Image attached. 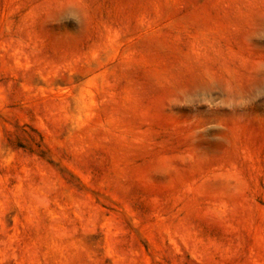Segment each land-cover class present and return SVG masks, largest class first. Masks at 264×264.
<instances>
[{
  "label": "rangeland",
  "instance_id": "1",
  "mask_svg": "<svg viewBox=\"0 0 264 264\" xmlns=\"http://www.w3.org/2000/svg\"><path fill=\"white\" fill-rule=\"evenodd\" d=\"M0 264H264V0H0Z\"/></svg>",
  "mask_w": 264,
  "mask_h": 264
}]
</instances>
